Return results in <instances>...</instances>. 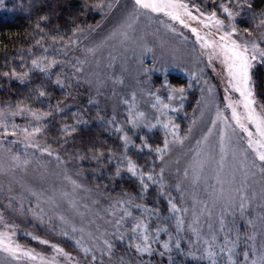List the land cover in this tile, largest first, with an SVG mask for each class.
<instances>
[{
	"label": "rangeland",
	"instance_id": "obj_1",
	"mask_svg": "<svg viewBox=\"0 0 264 264\" xmlns=\"http://www.w3.org/2000/svg\"><path fill=\"white\" fill-rule=\"evenodd\" d=\"M163 2L186 8L151 11L135 0H106L99 22L69 46L59 84L71 98L63 112L88 104L127 147L145 133L165 135L161 177L175 196L177 235L151 230L150 209L131 195L109 198L92 188L83 170L90 157L77 135L49 140L15 125L0 107V264H108L117 238L138 239L126 250L127 264H144V254L148 264H170L185 245L196 264H264V161L249 145L260 137L229 75L225 52L232 53L222 48L233 41L239 51L247 47L252 107L264 118L255 79L264 65V24L240 32L244 0Z\"/></svg>",
	"mask_w": 264,
	"mask_h": 264
},
{
	"label": "trees",
	"instance_id": "obj_2",
	"mask_svg": "<svg viewBox=\"0 0 264 264\" xmlns=\"http://www.w3.org/2000/svg\"><path fill=\"white\" fill-rule=\"evenodd\" d=\"M105 2L2 0L0 107L15 115V125L16 122L23 124L22 127L30 133L41 131L49 140L77 135L78 144L87 154L85 157H90L85 163L87 165H83L90 186L104 191L109 198V195L117 197L121 193L129 194L133 202L146 205L151 213L149 228L153 231L163 230L162 237L167 239L177 235L178 217L171 210L175 196L162 185L165 135L155 132L136 136L135 146L130 148L125 146L123 136L109 118L88 104H76L75 108L63 112L68 105L64 103L71 98L69 91L59 84V71L64 60L72 53L69 46L77 33L99 22L101 16L97 10ZM238 18L240 32L256 33L264 24V0H244ZM255 79L258 93L264 99V65L257 69ZM28 117H34L36 122ZM133 165L135 172L129 170ZM98 168L105 171L97 178L94 172ZM158 176L160 182L156 179ZM136 241L138 239H115L112 251L114 260L104 261L108 264L111 261L127 264L124 259L126 250H129L128 254L132 253ZM73 243L78 246L76 242ZM75 245L74 252L82 253ZM183 247L182 251L172 255L170 264H196L186 257L189 248L186 245ZM144 255L142 261L148 264L147 254Z\"/></svg>",
	"mask_w": 264,
	"mask_h": 264
},
{
	"label": "snow or ice",
	"instance_id": "obj_3",
	"mask_svg": "<svg viewBox=\"0 0 264 264\" xmlns=\"http://www.w3.org/2000/svg\"><path fill=\"white\" fill-rule=\"evenodd\" d=\"M135 4L138 5L140 8L151 10V11H162L166 8H186V5L183 4H174V3H165L163 0H135ZM227 12V8L224 9ZM171 15V13H168ZM173 19H179L178 16H173ZM183 23V21H181ZM217 24H221V21H216ZM193 31H195L193 29ZM227 35V34H226ZM225 37H221V40H224ZM223 49H227L232 53L229 57L227 55V51L225 52L226 55V63H228V70L229 75L233 77L236 81L234 87L236 90L240 92L241 96L245 97L244 107L247 109L246 119L252 121L256 125L257 132L259 134V140L253 141L249 140V145H257V154L261 161H264V151L260 149H264V118H260L256 115L255 109L252 107L254 101L251 99L252 97V90L248 88L249 83V76H248V69L250 67L249 57L246 55L247 47L245 46L244 51H239L240 45L236 44L235 41L232 42L231 47L229 48L228 45H223ZM256 46L253 45V50L255 51ZM264 56V52L261 53ZM255 59V57H252ZM234 69L236 71H234ZM231 82V81H230ZM182 91V90H181ZM231 106V105H230ZM233 118L237 120L239 123V116L237 115L235 108H233ZM241 127L244 128V125L241 124ZM247 131L246 128H244ZM249 137L252 136V133L249 132ZM132 172H135V166L133 165L132 168L129 169ZM175 209V206H173ZM167 247V245H165ZM5 251H11L7 247ZM211 255V254H210Z\"/></svg>",
	"mask_w": 264,
	"mask_h": 264
}]
</instances>
